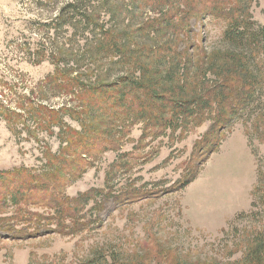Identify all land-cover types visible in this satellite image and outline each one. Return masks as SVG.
Listing matches in <instances>:
<instances>
[{"label":"rangeland","instance_id":"1","mask_svg":"<svg viewBox=\"0 0 264 264\" xmlns=\"http://www.w3.org/2000/svg\"><path fill=\"white\" fill-rule=\"evenodd\" d=\"M242 1L250 22H255L252 28L264 26V0ZM63 2L0 0V80L14 84L13 92L41 90L46 80L56 77L57 67L71 60L72 49L67 44L61 49L67 54L65 61L54 59L47 39L54 35L37 24L50 22ZM200 2L209 5L211 0L194 3ZM138 4L116 33L122 39L128 36L134 67L112 65L118 57L108 56L93 72L85 67L86 59H80L81 71L87 70L91 76L100 73L98 81L108 85L115 82L113 76L125 72L138 76V61L146 74L181 80L175 84L176 91L190 96L204 84L213 85V60L221 64L227 58L225 64L230 66L235 56L244 54L246 64L260 80L258 89L229 126L220 128L217 143L211 140L214 145L209 149L195 145L210 141L211 117L186 128L167 129L158 136L159 129L145 128L141 121L127 123L105 136L100 119L95 117L89 124L97 132L96 139L102 137L109 147L85 162L82 156L75 157L78 162L73 165L81 163L77 165L79 174L74 171L77 167L71 168L72 175L62 169L56 182L34 183L38 187L31 193L19 192L18 206L0 199V219L6 220L0 221V264H112L113 258L128 264H225L241 260L248 237L264 229L263 196L253 194L256 185L264 186V54L260 49L251 52L247 44L236 46L226 40V24L214 13H198L186 20L177 15L174 29L165 21H155L159 14L152 6ZM144 23L155 25L147 28ZM162 24L167 28L156 30ZM81 47L82 43L72 53L88 58ZM38 50L43 55L37 54ZM174 52L188 58L179 72L162 63L164 53L171 56ZM104 89L109 94L115 90ZM96 97L100 100L97 106H101L102 96ZM71 98L54 94L50 100L58 108ZM93 114L100 112L93 110ZM65 120L71 129L81 130L75 120ZM57 131L49 139L40 135L37 143L25 139L24 133L15 136L0 119V171L11 173L7 182L46 169L41 147L47 141L48 152L59 154ZM185 181L189 183L183 187ZM47 187L52 190L46 192ZM3 192L0 183V194ZM129 192L135 193L124 199ZM85 193L92 197L85 207L70 203ZM5 224L11 225L12 231Z\"/></svg>","mask_w":264,"mask_h":264},{"label":"trees","instance_id":"2","mask_svg":"<svg viewBox=\"0 0 264 264\" xmlns=\"http://www.w3.org/2000/svg\"><path fill=\"white\" fill-rule=\"evenodd\" d=\"M50 1L59 2V0ZM236 1V4H232L230 0H211L208 5L202 2L194 3L195 0H64L50 22L37 24L38 28L45 29L47 34L52 32L54 35L52 38H47L51 47L50 53L54 59L57 62L65 61L64 57H67V54H63L61 49L67 44L68 48L72 49L69 55L71 60L68 59L62 67H57L56 77L46 80L41 90H30L27 93L13 92L11 88L15 87L14 84L0 80V87H2V90L0 89V119L8 124L15 136L19 137L24 133L25 139L37 143L41 141L40 135L44 139H49L55 135L54 130L57 129L59 154L48 152L49 143L44 141L41 153L47 167L41 173H27L28 178L25 175L23 178L20 177L19 181L7 182L9 178L7 176L11 173L0 171V183L4 187L0 199L10 200L13 205L18 206L21 190L31 193L35 187H38L35 185L37 182L41 184L56 182L57 174L61 175L62 169L72 175L71 168L78 169L77 165H81V163L73 165L78 162L75 161V157L82 156L84 158L82 162H85L87 158L96 157L100 150L105 151L109 146L102 143V137L96 139L97 132L89 124L95 121V117L100 119L103 126L101 133L105 136L112 131H119L133 121H141L145 128L159 129L160 132L156 134L158 136L167 129L175 131L180 127L186 128L191 122L200 124L211 117L210 141L201 140L195 147L209 149L214 145L213 142L217 143L220 128L229 126L232 119L249 102L259 87L260 80L246 64L244 54L235 56L230 66L225 64L227 58L221 64L214 63L213 60L211 70L216 76L213 85L204 84L200 86L201 88L195 89L190 96L181 95L176 91L178 86L175 84L181 80L169 78L165 80L164 74H146L144 67L139 65L138 61H136L140 69L138 76L125 72L122 76H113L112 80L115 82L108 85L98 81L100 73L91 76L86 71H95L100 67H98L100 60L108 56L118 57L117 60L111 61L112 65L120 63L134 67L133 62H130L133 56L128 36L122 39L116 33L118 28L122 27V22L127 15L130 16L137 10L138 3L143 7L152 6V11H157L159 14V18L155 21H165L174 29L176 26L173 18L177 15H180L182 20H186L188 17L197 16L198 13L203 15L214 13L226 24L224 30L226 40L236 46L247 44L251 52L260 49L264 54V26L257 25V28L253 29L255 22H250L251 16L247 7L242 0ZM37 4L42 6L41 1H37ZM148 25L151 26L144 23L143 27L148 28ZM164 25H158L156 30L166 29L167 26ZM124 27L127 29L129 26ZM81 43V48L88 54V58L81 56L77 58L78 55L72 53ZM36 53L43 55L41 50ZM80 59H86L87 70L81 71L77 64L81 61ZM187 60L188 58H183L180 53L174 52L171 56L165 53L162 55V63L168 64L177 72L183 70L182 67ZM73 64L77 66L72 67ZM106 86L115 89L113 94H109L104 89ZM4 90L11 92L1 93ZM49 91H51L50 96L47 95ZM54 94L65 97L68 95L72 98L57 108L51 104L50 100ZM97 95L102 96L104 101L101 106H97V102L100 101ZM93 110L100 114L94 116ZM109 110H114L111 116L108 115ZM66 117L78 122L81 130L71 129L65 120ZM99 141L102 144H99ZM109 142L114 143L111 140ZM54 162H57L56 166L52 165ZM74 171L79 174L81 169ZM8 180L11 181V179ZM188 183L185 181L183 187ZM45 190L47 192L52 189L49 190L47 187ZM257 192L262 193L264 202V186L256 185L253 194ZM134 193L129 192L124 199L127 200ZM79 198V200L71 199L70 203H81L80 205L85 207L92 199L89 193L81 194ZM0 221L6 220L0 219ZM5 226L7 230L12 231L11 225L5 224ZM112 260V264H128V262L119 261L118 258ZM129 264L143 263L133 261ZM225 264H264V229L256 230L252 236L248 237L241 260Z\"/></svg>","mask_w":264,"mask_h":264}]
</instances>
